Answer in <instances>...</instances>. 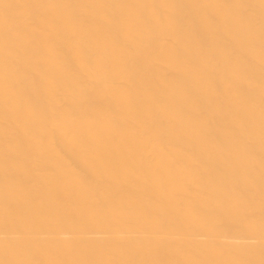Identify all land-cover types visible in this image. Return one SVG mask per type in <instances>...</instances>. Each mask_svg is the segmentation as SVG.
I'll return each mask as SVG.
<instances>
[{
    "label": "bare ground",
    "instance_id": "1",
    "mask_svg": "<svg viewBox=\"0 0 264 264\" xmlns=\"http://www.w3.org/2000/svg\"><path fill=\"white\" fill-rule=\"evenodd\" d=\"M0 264H264V0H0Z\"/></svg>",
    "mask_w": 264,
    "mask_h": 264
}]
</instances>
